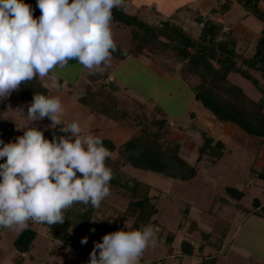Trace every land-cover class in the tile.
<instances>
[{"label":"trees","instance_id":"1","mask_svg":"<svg viewBox=\"0 0 264 264\" xmlns=\"http://www.w3.org/2000/svg\"><path fill=\"white\" fill-rule=\"evenodd\" d=\"M236 2L261 23L259 36L250 56L238 52L240 39L230 29H224L220 21L212 18V15L222 14L229 7L227 2L212 8L206 16L196 14L193 17L199 25L196 35L184 30L181 23L174 18L156 23L146 22L137 15L125 12L121 5L112 9L110 22L127 29L129 46L123 49L114 42L116 51L111 53L109 63L101 64L100 71H87L90 83L86 85L85 93L78 101L87 106L94 115L101 114L111 118L118 125L130 130L129 136L119 144L109 138L102 139L111 153L110 158L105 160V165L112 171V178L108 182L109 190L124 199L125 205L116 208L102 200L99 207L93 208L91 205L74 203L63 210V223L48 225L38 222L45 227L47 235L57 240L60 245H67L81 252L83 264H87L88 253L95 240H87L84 245L79 241L95 225H106L105 234L123 228L124 222L131 223L133 227L156 224L159 214L157 196L150 193L149 184L131 174L130 167L174 180L189 181L195 177L199 162L205 160L209 165H215L227 149L221 140H213L205 131L200 130L202 140L196 145L193 163H189L179 154L180 142L170 138L167 118L148 114L139 102L128 105L129 103L122 100L123 105H118L119 87L108 77L111 69L122 59L127 56L160 55L165 65L171 69L177 68L179 77L188 84L193 101L217 122L234 125L244 134L264 141V84L251 74V71H257L264 77V8L260 5V0ZM25 3L36 7V0H25ZM36 9L35 14L38 17L40 10L37 7ZM231 73L249 80L259 90L260 97L255 100L248 97L240 86L228 80ZM57 80V87L61 88L62 81ZM45 82V79L35 76L31 81L22 82L15 90L18 93L17 104L20 105L24 100L31 102L34 93L52 95L50 88L45 87ZM193 116L194 113L189 112V117ZM44 119L49 120L47 117ZM47 125L49 124L31 121L29 126L41 129L43 136L49 140L53 134L57 137L67 135L59 131L60 125L55 128L46 127ZM22 126L16 123L14 117L5 114L4 104L0 99V141L14 142L17 136L23 134L24 129L20 128ZM255 180L264 183V160L259 166L251 165L248 170L246 181ZM223 190L225 196L219 195L214 201L233 206L242 216L255 215L264 220V203H260L257 197L252 198L251 207L247 208L240 202L246 194L245 189L224 186ZM102 206L110 213L105 218L101 214ZM186 213L187 210L183 212V218ZM196 228L195 223L189 222L185 229L190 234ZM200 235L203 239L208 238V233L202 232ZM35 236L36 230L30 220L28 226L19 231L12 241L15 262L22 261L23 255L31 249ZM156 237L161 238L166 246L165 255L153 258L149 264H168L165 258L175 251L172 245L174 232L166 230ZM202 244L195 247L193 239L182 238L178 244L179 253L175 255L176 259L181 261L183 257L197 254L200 259L196 264H215L219 253L203 255Z\"/></svg>","mask_w":264,"mask_h":264},{"label":"rangeland","instance_id":"2","mask_svg":"<svg viewBox=\"0 0 264 264\" xmlns=\"http://www.w3.org/2000/svg\"><path fill=\"white\" fill-rule=\"evenodd\" d=\"M148 1H154L157 7L149 10L150 15L154 13V16L162 14L176 15V17L184 13L189 14L191 11L196 13L199 3L198 0ZM136 5L134 2V6ZM31 8L33 9L32 15L36 17L34 13L37 10L36 7L31 6ZM237 8L240 11L231 10L226 21L232 20L230 23H234V21L242 19L244 21H239V23L248 26L252 32L251 36L254 35L253 31L260 26V22L250 14L246 17L238 15V12L246 13L240 7ZM110 29L113 41L121 48H127L129 46L127 29L114 22H110ZM130 57L119 62V66L112 71L121 83L120 90L117 92L118 105H123L122 97L126 102L132 103L131 97L144 102L143 109L148 114L167 118L171 126L170 129L175 130L173 133L170 131V138L180 141L179 154L189 163H193L196 156V145L201 143L200 130H205L213 140H221L227 148L215 165H209L205 160L199 162L195 177L189 181L174 180L161 174L130 167L134 177L150 185V193L157 196V206L159 207V214L154 225L155 242L150 243L144 249L140 264H149L153 258L165 255L166 246L162 243V239H156V236L160 232L165 233L166 230L174 232L175 235L172 244L175 251L165 258L168 264H196L199 261L200 257L197 254L183 257L181 261L176 259L175 255L179 253L178 244L182 238L193 239L195 247L199 243H203L202 253L205 256L218 252L215 264H264V220L255 215L242 216L233 206L214 201V198L219 195L225 196L224 186H230L246 190L245 196L240 200L245 207H251L253 197H257L260 203H264V183L256 180L246 181L250 166H259L264 160V141L261 142L257 138L244 134L234 125L218 124L212 116L213 119H209L210 115L207 112L205 114L207 116L198 123L189 120V112L197 111L199 105L195 102L192 103L193 98H191L188 86L177 74L170 75L169 79L165 81L154 72L163 68L165 62L161 61L162 57L151 55L152 61L143 58L133 60ZM146 65H152L155 70L152 71ZM52 71L55 72L57 79L62 80L60 89L57 87L51 89L52 95L60 97L64 109L62 115L64 123L76 120L82 129L90 132L91 128L97 127L98 130L91 133L102 138H109L116 144L121 143L129 136L130 130L117 125L111 118L105 124H98L86 116L90 110L81 104L78 98L84 95L86 85L90 83L87 77L88 69L75 59H71L63 67L54 68ZM251 74L264 84V77L257 71H251ZM111 79H113L112 76ZM228 80L240 86L251 99L255 100L260 97L259 90L240 75L231 73L228 75ZM45 81H47V77H45ZM148 96L151 103L145 101ZM16 99L17 92L12 91L1 100L4 104L5 114L14 117L16 123L22 126L25 122L24 114H26L27 105L30 102L24 100L18 106L15 102ZM34 121L50 124V121L44 118ZM179 122L183 123L181 125L183 128L180 130L178 129ZM185 129L187 133H183ZM103 201L105 204L116 206V208H122L125 205L124 199L117 197L110 190ZM185 210L187 213L183 218L182 214ZM101 214L105 218L110 213L102 206ZM189 222L196 224L195 230L197 231L187 233L185 228ZM31 223L36 230V236L29 253L24 257L23 264H83L81 252L67 245H60L57 240L47 235L45 227L40 223L35 221H31ZM104 227L106 225L92 227L95 231L88 232L87 240L94 238L98 242L104 234ZM202 232L208 233V238L203 239L200 235ZM18 233L19 231L14 228L0 227V246L8 251V256L14 254L12 241ZM91 235L92 237H90ZM30 255L31 259L28 258Z\"/></svg>","mask_w":264,"mask_h":264},{"label":"clouds","instance_id":"3","mask_svg":"<svg viewBox=\"0 0 264 264\" xmlns=\"http://www.w3.org/2000/svg\"><path fill=\"white\" fill-rule=\"evenodd\" d=\"M121 0H36L40 15L25 0H0V99L22 82L43 80L56 88L52 70L75 59L88 69L100 71L116 51L110 20ZM59 96L34 93L24 114L23 134L15 141H0V227L21 231L28 221L60 224L63 210L74 203L99 207L108 195L112 171L105 165L110 151L102 137L73 120L64 123ZM47 117L67 135L51 140L42 130L29 126ZM95 229L90 228L89 232ZM155 242L151 224L121 229L93 242L87 264H140L144 249ZM79 243H87V237Z\"/></svg>","mask_w":264,"mask_h":264},{"label":"crops","instance_id":"4","mask_svg":"<svg viewBox=\"0 0 264 264\" xmlns=\"http://www.w3.org/2000/svg\"><path fill=\"white\" fill-rule=\"evenodd\" d=\"M134 2H136V4H137L136 6H134ZM198 2L199 3L197 4L198 8L196 9V13L191 11V13H189V14L184 13V14L180 15L179 17H176V15H168V16H166V15H162V14H160V16H154V13H151V15H150L148 13V12H150L149 10L157 8L156 7V3L154 1H148V0H121V6L125 10V12H127L129 14L137 15L138 17H140L141 19H143L146 22H155L156 23V22H159V21L164 20V19L174 18L176 21H179L181 23V25H182L184 30L188 31L192 35H196V33L199 30V25L193 20V17L196 14H200V15L206 16V15L210 14V10L212 8L218 7L219 5L227 2L229 4V7L222 14H217L216 13V14L212 15V18L220 21L224 25V29H230L232 31V33L235 36H237V38L240 39L241 46H240V48H238V50H237L238 52H243V54L245 56H250L253 53L254 44H255L258 36H259V30L261 28V23H260V26L257 27V29H255V31H253L254 35L251 36L252 32H251L250 28L248 26H246L245 24L239 23V21L243 22L244 20L240 19L239 21H236V22L234 21V23H230L232 20L231 21H226V17H227L228 13L231 10L240 11L239 8H237V7H240V6L236 2V0H198ZM260 5L264 8V0H260ZM134 12H136V13H134ZM244 13H246V14L238 12V15H240V14H241V16L245 15V17L247 15H249L246 11ZM236 20H238V19H236ZM127 57H125L121 61L125 60ZM130 58H132L133 60H136V59L138 60L139 58H143L145 60L147 59L148 61H152L150 56H146V55H141V56H138V57H132L131 56ZM118 66H119V63L114 68L111 69L108 78L110 80L111 76H112L113 79H111V81L116 83L118 85V87H119V85H121V83L118 81V78L112 72ZM147 67L149 69H151L152 71L155 70V69H153L152 65L151 66L148 65ZM162 67L163 68H160L161 72L160 71H156V70L154 72L156 74H159V76L163 80L167 81L169 79L170 75L172 76L173 74H177L179 76L177 68H172L171 69L165 64ZM59 80H61V79H59ZM184 83L188 86V84L186 82H184ZM50 90H51V93H52V89L51 88H50ZM119 90H118V92H119ZM14 92H15V90H14ZM120 93H122V92H120ZM191 98H192V96H191ZM121 100H123V97L121 98ZM131 100H132V103H130L129 101H127V103L134 104L135 102H139L142 105L144 104V102H140V101L130 97V101ZM17 101H18V93H17V99L15 100V102L17 103ZM124 101H126V100H124ZM145 101L149 102L150 101V97L149 96L146 97ZM193 102L194 101H192V103ZM150 103H151V101H150ZM18 106H20V105H18ZM193 113H194V116L193 117H189V115H188V119L191 120V121H195L197 123L200 122L203 118H205L207 116V115H205L206 111H204V110L202 111V108L200 106H198L197 107V111H195ZM86 116H88L89 119H91L92 122L95 121L96 123L98 122V124H105L107 122V120L109 119V118H106L103 115H94L90 111L87 112ZM208 117H209V119H213L211 116H208ZM109 120H111V119H109ZM47 121H49V120H47ZM45 123H47V122H45ZM182 124L183 123H180V122L178 123V125H179L178 129L179 130L183 128V126H181ZM218 124L222 125L223 123H219L218 122ZM170 128H171V126H170ZM91 130H92L91 132H94V131H97L98 128L94 127L93 129L91 128ZM170 131L173 133L175 130L174 129H170ZM183 133H187L186 129H185V131ZM29 251L23 255L22 261L20 263H17V262L14 261L15 250H14V254L8 256V251L5 248H2L0 246V264H13V263L23 264L24 257H25L26 254L29 253ZM28 258L31 259L32 256L30 255V256H28Z\"/></svg>","mask_w":264,"mask_h":264}]
</instances>
